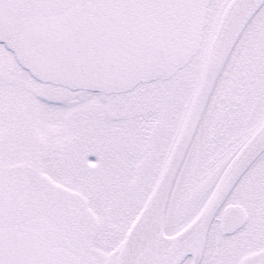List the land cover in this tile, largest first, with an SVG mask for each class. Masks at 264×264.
Listing matches in <instances>:
<instances>
[{
	"label": "snow or ice",
	"instance_id": "obj_1",
	"mask_svg": "<svg viewBox=\"0 0 264 264\" xmlns=\"http://www.w3.org/2000/svg\"><path fill=\"white\" fill-rule=\"evenodd\" d=\"M0 264H264V0H0Z\"/></svg>",
	"mask_w": 264,
	"mask_h": 264
}]
</instances>
